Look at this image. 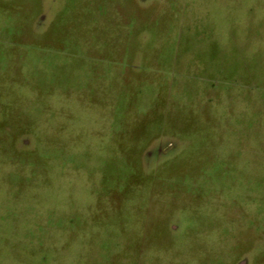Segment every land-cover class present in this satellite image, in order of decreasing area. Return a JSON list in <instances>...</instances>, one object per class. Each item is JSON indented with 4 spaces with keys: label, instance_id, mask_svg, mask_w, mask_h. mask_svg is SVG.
<instances>
[{
    "label": "rangeland",
    "instance_id": "obj_1",
    "mask_svg": "<svg viewBox=\"0 0 264 264\" xmlns=\"http://www.w3.org/2000/svg\"><path fill=\"white\" fill-rule=\"evenodd\" d=\"M258 2L0 0V264H264Z\"/></svg>",
    "mask_w": 264,
    "mask_h": 264
},
{
    "label": "crops",
    "instance_id": "obj_2",
    "mask_svg": "<svg viewBox=\"0 0 264 264\" xmlns=\"http://www.w3.org/2000/svg\"><path fill=\"white\" fill-rule=\"evenodd\" d=\"M154 1H156V2H158L159 4H163V2H164V0H142V3H141V5L143 4V6H145V7H148L149 6V4H151V3H153ZM226 2H229V4L230 3H232V0H225ZM250 1V2H249ZM259 0H248V5H241L240 4V6L241 7H243V8H246L250 13H252V14H254V13H256V12H258V11H262V10H259L258 9V6H256V4L258 3L259 4V2H258ZM123 5H125V3H123ZM114 7H120V8H125V7H127V6H120V5H118V6H115L114 5ZM261 8H263V7H261ZM120 10H122V9H120ZM253 31H255V35H256V39H259L260 38V36H261V33H260V29L259 28H254V30ZM255 39V38H254ZM243 42H244V44H246V45H252L253 43H259L257 40H255V41H253L251 38H246L245 40H243Z\"/></svg>",
    "mask_w": 264,
    "mask_h": 264
}]
</instances>
